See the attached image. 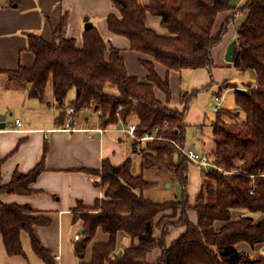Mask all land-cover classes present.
<instances>
[{
	"label": "trees",
	"instance_id": "obj_1",
	"mask_svg": "<svg viewBox=\"0 0 264 264\" xmlns=\"http://www.w3.org/2000/svg\"><path fill=\"white\" fill-rule=\"evenodd\" d=\"M111 3L119 14L109 13L107 26L111 32L127 37L130 49L142 55L139 62L147 71L145 79L128 73L121 50L107 44L94 25L84 30L82 44L77 45L74 37L66 35L65 14L53 29L50 41L36 33L27 34L28 49L35 57L31 66L8 70L12 80L28 86L29 98L43 100L48 87L62 109L68 92L74 88L75 97L69 101L75 107L73 117L85 106L101 112L102 125L119 120L126 123L129 116H136L135 138L156 131L155 138L147 139L139 150L141 168H165L178 179L180 201L158 203L143 195L154 183L132 173L131 158L117 166L103 159L99 169L85 168L99 176L96 183L104 190L103 197L96 199L92 207L79 202L73 208V221L81 220L83 227L75 251H84L98 227L109 234V239L93 243L91 260L79 264H148L146 254L156 247L161 248V255L153 264H264V256L248 259L236 248L239 242L250 246L264 244V0H245L235 8L228 6L229 0ZM226 10L247 11L245 20L235 28L233 64L241 70L253 69L256 78L245 86L248 93L235 88L238 110H217L212 122V154L222 171L213 169L204 174L201 189L190 204L186 193L189 161L178 147L185 146L187 104L197 90L180 92L179 101L184 104L181 110L165 105L157 97L155 87L165 93L168 103L169 79H162L155 65L160 63L168 71L206 68L211 77L212 49L222 40L233 15L224 19L215 34L212 30L217 14ZM147 13L159 16L170 35L158 34L147 26ZM223 87L236 85L224 81L220 91ZM240 112L245 114L244 119L238 118ZM58 119L64 121L63 125L67 113L63 110ZM46 150L47 145L40 161L28 172L15 170L5 184L0 179V193H31L30 184L44 169ZM165 209L172 210L171 217L179 210V218L165 222L161 237L156 239L152 220ZM189 209L196 211V223L188 219ZM233 209H244L249 214L232 219ZM251 213L263 216L255 220ZM216 221L222 224L217 227ZM47 222L29 204L0 200V233L9 255L23 254L20 232L25 230L34 252L47 264H53L50 252L33 229L34 225ZM173 223L186 229L166 246L163 237L167 226ZM119 230L137 238L138 245L126 248L119 257H110Z\"/></svg>",
	"mask_w": 264,
	"mask_h": 264
},
{
	"label": "crops",
	"instance_id": "obj_2",
	"mask_svg": "<svg viewBox=\"0 0 264 264\" xmlns=\"http://www.w3.org/2000/svg\"><path fill=\"white\" fill-rule=\"evenodd\" d=\"M244 1L241 0L237 6L243 4ZM138 2L147 4L148 0H138ZM109 13L119 14L118 10L112 5L111 0H0V92H3L0 94L7 95L13 92V94H16V99L20 97V103H18L20 105L14 107L27 108L29 110L28 117L32 119V123H26L20 117H16L20 120L19 124L15 123L16 118H14V121L6 122L10 105L0 106V115L5 114L4 126L0 128L1 183H8L15 170L22 173L31 170L40 161L44 146L47 145L44 155V169L30 184L33 191L29 194L3 192L0 193V200L4 203L29 204L32 209L47 218V223L36 224L33 229L37 239L50 252L53 264L89 262L92 257L93 243L106 242L109 239V234L98 227L84 251L80 253L75 251V243L83 236V227L81 220L73 221V208L79 202L86 207H92L96 199L103 197L104 190L96 183L99 176L96 173L85 171V168L99 169L103 159H108L112 165L117 166L127 158H131L132 173L134 175L141 174L145 180L154 183V186L143 191L146 198L158 203L180 201L181 199L180 185L172 171L165 168H141L142 158L139 153V146H143L147 139L135 138L126 130L129 122H138L136 116H129L126 123L119 120L118 122L102 125L98 114H90L91 112L88 113L83 110L76 116L77 129L64 130L60 128L64 121L58 119L64 108L57 106L48 87L43 100L29 98L27 96L28 86L12 80L8 75V70L17 69L20 65L29 67L34 62V54L28 49L27 34L36 33L45 40L50 41L53 29L60 22L62 15L65 14L67 21L66 35L74 37L77 45L82 44L85 25L89 21L97 28L107 44L114 45L121 50L128 73L145 79L147 71L139 62L142 55L130 49V42L127 37L109 30L106 21ZM237 13L241 17L238 23L235 24V28L245 20L247 11L226 10L219 12L216 16V26L219 25V27L215 28L214 24L212 33L215 34L218 31L227 16L233 15L234 19ZM146 24L158 34L170 35L169 31L162 27L159 16L147 13ZM235 28L225 33L220 43L212 49V59L213 62L222 63L230 69L234 67L237 73L236 76L229 75L230 70L221 80L215 82L216 87L213 93L216 106L214 108L208 106L207 97H201L200 102L195 101V109L191 115L192 121H194L193 124L198 127L201 135L195 137L197 141H191L192 146L188 147L200 148L198 146L200 143V149L202 150H197L211 153L212 156H214L212 150L215 145V138L212 135V122L216 118L217 110L224 107L221 99L225 94L234 91L235 88L246 89L245 86L248 83H254L256 78L253 69L241 70L234 66L233 60L227 61L225 59L228 43L236 40ZM155 70L162 79L168 77L171 90V98L168 103L165 102V93L155 87L157 97L165 105L181 110L183 108L179 101L181 89H179L177 81L182 70L168 71L160 63L155 65ZM190 70L192 82L195 83L191 90L197 89L199 85L203 86L207 82L208 70L206 71V68ZM224 81L230 82L236 87H223L220 91V86ZM174 85L178 88L177 91ZM74 97L75 93L73 97L66 100L65 105ZM201 105L206 106L208 110L215 113L214 119L208 124L202 119ZM229 109L236 111L238 106L235 103L234 108ZM44 110L48 113H46V118H35L39 113L45 112ZM187 114L188 112L185 116ZM242 114L243 118L241 119H244L245 114ZM99 123L104 128L103 131L89 130L95 129ZM184 123L186 125V137L188 123L185 119ZM204 126L207 130H204ZM193 140L195 139L193 138ZM204 174L202 167L189 161L186 193L190 204L194 203L195 196L201 189ZM247 214L249 213L244 209H233L232 219ZM171 216L172 210L165 209L153 218L152 235L154 238L161 237L165 222L176 221L179 218V210L174 217ZM187 216L192 223L197 222L195 210L189 209ZM251 216L258 220L263 215L261 213H251ZM221 224V221L215 222L217 227ZM185 229L184 225L169 224L163 237L165 245H170ZM20 240L23 254L9 255L5 250L0 233V264H47L34 252L27 231L22 230L20 232ZM136 245H138L137 238H132L129 234L119 230L116 246L110 257H119L126 248ZM263 246L262 243L254 246H250L245 242L236 244L238 251L245 253L248 259L264 256ZM160 255L161 248L156 247L150 250L146 254L148 264L155 263Z\"/></svg>",
	"mask_w": 264,
	"mask_h": 264
},
{
	"label": "rangeland",
	"instance_id": "obj_3",
	"mask_svg": "<svg viewBox=\"0 0 264 264\" xmlns=\"http://www.w3.org/2000/svg\"><path fill=\"white\" fill-rule=\"evenodd\" d=\"M239 15H240L239 13H237V15H235L234 19L230 22L226 33L230 32L232 29L235 28V24L238 23V21L240 20V17H241V16L239 17ZM216 22H217V19H216L214 24H215V28H218L219 25L216 26ZM214 65L215 66L211 70L212 76L210 77V74H209V72L206 69V71L208 73L207 82L203 86H200V85L198 86V88L196 89L197 91L195 92V95L193 96L192 99L189 100V102L187 104L188 107H187L186 113L188 112V114H187V116H185V121H187V123H188L187 134H186V139H185V142H186L185 146L186 147L192 146L191 141L196 142L197 138H195V137H198V136L201 135L198 127L193 124L194 121H192V118H191V115H192V113H193V111L195 109V107H194L195 106V104H194L195 101H199L200 102L201 101V97H204V98L207 97L208 98V103H207L208 106H211L212 108H214L216 106L215 95L213 93V91H214V89L216 87L215 86L216 85L215 82L218 81V80H221L223 76L227 75V73L230 72V70H231V72L229 73V75L233 74L232 77L236 76V74H237L235 69H234V67H232V69H230V68L226 67L224 64L219 63V62L217 63L215 61H214ZM190 73H191L190 69H184V70L181 71L180 78L178 76L179 80L177 81L178 82L177 85H178L179 89H181V91H187V90L190 91L193 88V85L195 83L193 84L192 77L190 76ZM174 88L177 91L178 88H176V85H174ZM109 91H114V90H109ZM0 93H3V92H0ZM74 93H75V89L74 88L70 89V91L68 92V94L66 96V100L68 98L70 99L71 97H73ZM224 94H225V92H224ZM234 95H235L234 91H231V92L225 94L223 96V99H221V101L223 102L222 105L224 107H226V108H234V106H235ZM19 100H20V97L16 99V94H13V92H11V93H9L7 95L0 94V106L10 105L9 109H8L9 112L7 114L6 122L14 121V118L20 117L26 123H29V122L32 123V119H30L28 117L29 110L27 108L26 109L25 108L21 109V108H15L14 107L16 105L17 106L20 105V104H18V103H20ZM16 101H17V103H16ZM69 105H71V103L68 102L67 105L64 107V111L67 109V107ZM182 105L184 107V104H182ZM189 107H191V108L188 111ZM200 107H201L202 112H203L202 113V119H204L205 123L208 124L211 120L214 119L215 113L210 111V110H208L207 107L204 106V105H201ZM83 110L85 112H88V113L91 112L90 114L94 113V111H92L91 108L87 107V106L82 108L80 112H83ZM46 113H47L46 111L45 112H41L35 118L44 119V118L47 117L48 113L47 114ZM242 113L243 112L239 113V116H238L239 119L243 118V114ZM203 116H204V118H203ZM99 126H101V124H99ZM204 130H207L206 126H204ZM152 133L156 134V131H153ZM193 138L195 140H193ZM144 145H145V143H143V147H144ZM200 145L201 144L199 143L198 146L201 148ZM141 148H142V145L139 146V150ZM200 148L197 147L196 149L202 150ZM202 171H203V169H202Z\"/></svg>",
	"mask_w": 264,
	"mask_h": 264
},
{
	"label": "built area",
	"instance_id": "obj_4",
	"mask_svg": "<svg viewBox=\"0 0 264 264\" xmlns=\"http://www.w3.org/2000/svg\"><path fill=\"white\" fill-rule=\"evenodd\" d=\"M119 108H121V106H119ZM65 111L67 113V120L65 121L63 125L60 126V128L64 130H68V131L77 129L76 127H77L78 121L76 117H73V114L75 113L74 105L73 104L69 105ZM94 113L98 114L99 116L101 112L97 111ZM15 123L19 124L20 120L16 118ZM136 126H137V123L129 122L126 127V130L133 137H135L134 131L136 129ZM90 131L101 132L103 131V128L98 125L95 129H90ZM140 138L152 139V138H155V136L147 132ZM178 150L187 158L188 161L202 167L203 172L205 174L210 172L213 169L222 171V168L215 163L214 156H212L211 153L208 154L206 152L199 151L195 148L184 147V146L183 147L179 146Z\"/></svg>",
	"mask_w": 264,
	"mask_h": 264
},
{
	"label": "water",
	"instance_id": "obj_5",
	"mask_svg": "<svg viewBox=\"0 0 264 264\" xmlns=\"http://www.w3.org/2000/svg\"><path fill=\"white\" fill-rule=\"evenodd\" d=\"M240 1L241 0H229L228 6L230 8H235ZM91 25H92V23H89V22L86 23L85 29L90 27ZM225 59L227 61H232L234 59V42L233 41L229 42L227 47H226ZM236 89L239 92L248 93V90L245 88H236ZM4 118H5V114H1L0 115V128H2L4 126V123H3ZM262 250L264 251V246L262 247Z\"/></svg>",
	"mask_w": 264,
	"mask_h": 264
}]
</instances>
